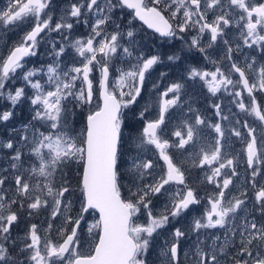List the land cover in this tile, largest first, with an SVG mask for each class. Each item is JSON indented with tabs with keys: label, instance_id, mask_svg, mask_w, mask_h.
<instances>
[{
	"label": "snow or ice",
	"instance_id": "snow-or-ice-1",
	"mask_svg": "<svg viewBox=\"0 0 264 264\" xmlns=\"http://www.w3.org/2000/svg\"><path fill=\"white\" fill-rule=\"evenodd\" d=\"M52 3L10 0L0 11V28L24 32L19 42L0 55V98L11 105L0 111V122L10 121L12 109L24 100L32 112L17 131L18 143L30 154L28 167H23L24 152L12 140L2 145L13 150L10 167L16 171L10 184L9 175L0 174V264H149L153 240L164 230L171 238L164 242L161 264H229V257L230 264H264V96L257 99V94H264V64H258L255 56L246 57L243 64L233 59L244 48L264 54V0H74L58 21L51 15ZM117 8L131 9L133 19L158 34L162 47L173 40L183 41L184 34L195 31L186 41L188 49L214 65L217 61L210 58L208 49L222 47L228 74L220 66L213 71L191 66L188 78L204 81L213 95L231 89L236 107L254 122L237 120L239 127L225 129L197 113L191 123L184 120L169 133L166 116L178 105L183 88L174 82L161 94L154 116L145 104L138 119L126 123L123 110L137 116L132 106L143 98L146 77L165 61H180L181 55L160 50L145 54L131 21L125 30L117 22L119 17L114 18ZM79 23L88 26V34L70 40L74 24ZM24 24L29 25L27 30L22 28ZM233 27L239 29V41L231 38ZM46 30L60 33L67 45H52L51 63L26 67V58L37 55L38 37ZM68 47L79 58L74 57L70 66L61 59ZM120 60L127 61V68L110 71L114 61ZM96 70L98 81L93 79ZM21 78L24 86L9 90L11 81ZM97 83L102 103L89 109L83 129L77 131L75 109L93 104ZM26 89L32 90L30 95ZM213 108L221 116L220 105ZM137 125L136 155L129 168L131 186L122 195L121 161L125 145L132 139L125 138L124 129ZM204 128L216 134L211 142L202 135ZM226 131L243 143L241 154L229 151ZM148 146L164 162L158 176H153V161L144 158ZM172 149H191L192 166L207 169L204 180L215 187L211 195L202 198L189 185L186 170L174 161ZM239 155L246 165V188L234 195ZM72 165L82 168L81 195L75 203L66 171ZM146 177H152V182H146ZM160 196L167 203L154 213L153 198ZM202 199L204 214L186 229L175 227L173 221ZM42 210L47 213L46 226L30 223L23 237L17 238L14 232L20 223ZM93 213L99 218L87 228L95 235L90 251L84 253L81 223H86V214ZM142 214L145 222L136 223ZM210 229L224 231L216 235L207 231ZM190 233L196 238L186 252L183 245Z\"/></svg>",
	"mask_w": 264,
	"mask_h": 264
},
{
	"label": "rangeland",
	"instance_id": "rangeland-1",
	"mask_svg": "<svg viewBox=\"0 0 264 264\" xmlns=\"http://www.w3.org/2000/svg\"><path fill=\"white\" fill-rule=\"evenodd\" d=\"M74 2V0H53L52 3V12L54 21H58L59 18L63 15L64 10L69 6L70 3ZM150 2V0H146V3ZM10 3V0H0V11L5 10ZM118 16V23L122 25V27L126 30L129 26V21L134 26V30L137 33V43L140 46V49L144 51L145 54L150 52L155 53L157 50L160 51H177L181 55V60L176 61L177 66L174 68L171 73V79L168 77H164L161 73L165 72V65H158L155 70L152 71L151 75L146 77L145 81V90L142 92V99L138 101L137 105H133V109L136 110L137 116L133 117L132 112L129 109H124L123 111L127 115L126 123L132 122L134 123L136 119H138L139 111L147 104L149 106L150 111L153 116L155 115L158 107V103L161 99V94L174 82H179L183 84V88L180 93V101L176 107H173L171 111L166 116V125H172L175 122L177 126H180L184 120H188L190 123L195 114H199L201 118H204L208 123H221L225 129L231 128L233 126L239 127L236 124L237 120L247 119L249 122H254V118L251 116H247L245 113L240 112V110L236 107L234 103L233 96L230 95L231 89L228 92L221 90L220 92L213 95L209 90L207 85L202 80H191L188 78L187 69L191 66L202 68L203 70L213 71L216 66H220L222 71H225L228 74V61L223 59L224 52L222 47H214L208 49L210 53V58L212 60H216L217 64L214 65L209 63L208 60L204 59V57L196 52L194 49L189 50L187 47L186 41H190L191 37L195 35V31L184 34V40H173L170 44L163 45L159 36L155 33L147 30L137 19H133L132 11L129 9H120L117 8L114 13V18ZM24 30L29 28L28 24L22 25ZM111 31V29H109ZM89 32L88 26L83 23L74 24V28L69 36L70 40H75L76 38L86 36ZM24 32L19 28H10L4 29L0 28V55H3L6 51V48L12 47L14 44L19 42ZM231 38L233 41H239V29L233 27L231 33ZM207 40V35H205V41ZM55 44L59 47L61 44L67 45V42L63 40L60 33L52 32L46 30L45 33H41V36L38 37V47H37V55L33 57L26 58L29 63L26 65L28 68L40 67L41 65H46L51 63L53 60V48L52 45ZM127 46V45H125ZM235 46V45H233ZM183 48V51L180 52V49ZM264 55L259 51L253 52L251 49L244 48L240 53L234 54L233 59H237L238 63L243 64L244 60L248 56H255L258 64H264V59H261V56ZM75 57L74 50L70 47L67 48L66 55L62 57L63 65L70 66L73 62V58ZM79 59L78 57H75ZM165 63H169V61H165ZM62 65V66H63ZM117 68H127V61L120 60L114 61L113 67L110 71H115ZM157 73V77H156ZM236 78L235 75L232 77ZM93 79L98 81L99 72L98 70L93 72ZM188 81V82H187ZM79 84V82H77ZM155 85V87H153ZM23 80L16 79L11 81L9 85V90L14 88L23 87ZM31 89H26V92L30 95ZM171 93L169 97H171ZM264 94H257V99H262ZM247 103V100L245 101ZM214 104H219L221 109V116L215 115V108H213ZM99 105L98 98V83L94 88V98L93 104L89 106H85L84 108L77 107L75 109V115L73 117V126L77 131L83 129L84 126V116L88 113L89 109L93 110ZM11 108L10 102L7 100H3L0 98V111L9 110ZM191 109V110H190ZM14 112L13 118L8 122H0V174H8L9 175V184L12 180V175L15 173V169L10 167V158L14 155L13 150L2 147V145L9 140H12L14 146L17 148H21L24 152V156L22 158L23 167L26 169L31 162L29 160V152L28 149L25 148L22 144L18 143L20 140V136L17 135V131H19L24 124H26L31 115V105L27 100L22 101L18 104L15 109H12ZM222 116H227V120H223ZM137 128H125L124 136L125 138L131 137L125 145V154L121 161V191L122 195H127V189L131 186L130 184V174L129 168L131 167L132 157L136 155L134 137L137 134ZM203 128V126H201ZM202 135L206 138L207 142H211L213 137L216 135L211 128H204ZM227 142L229 144V151L232 154L237 155L241 154L242 149L244 147L243 143L234 136H229L228 132L225 133ZM175 137H173V140ZM203 142V141H202ZM199 146L197 147L198 151ZM174 161L178 162L182 165V167L186 170L185 175L186 179L191 187H193L199 193V196L202 198H206L211 195L215 191L214 185L207 184L204 180V173L207 169H200L192 166V156L191 149L188 151L185 150H170ZM144 158L151 159L154 164L153 168V176H158L162 174V169L164 168L163 160L159 159L158 154L154 148L148 146V148L144 151ZM35 159L34 157L32 158ZM240 164L238 167L239 176L233 178V184L235 186L233 190L234 195H239V193L245 190V168L246 165L243 163V156L239 155ZM77 165H72L70 168L72 170L75 169ZM7 170V172H5ZM250 171V170H249ZM259 180V177L257 178ZM146 182L151 183L152 177H146ZM72 184V183H71ZM7 186V185H6ZM175 187V186H173ZM182 187V186H181ZM249 196H252V192L249 190ZM79 190L73 186V196L72 199L74 203L79 199ZM167 203V198L164 196L154 197L153 204L155 205L153 212L160 210L162 205ZM78 206V205H77ZM206 205L204 200L202 199L201 203L198 205H193L190 209L185 212L180 218L176 221H173L175 227H180L183 229L188 228L195 219H199L205 212ZM46 216L47 213L45 211H41L38 215L33 216L31 218H25L24 222L20 223L19 227L14 232V235L17 238H22L24 231L28 224L37 223L41 228L46 226ZM86 223H81V236H82V251L84 253H88L90 251L89 243H91V238L95 233L89 234L87 228L89 225L94 224L98 220V214L93 213L91 215H85ZM145 216L142 214L136 219V223H144ZM171 227V226H170ZM209 233H214L216 235H220L224 230L222 229H210L207 230ZM170 233L168 230H164L161 232L159 236H156L153 240V247L149 250V256L147 259L149 260V264H161L159 257L161 256L162 250L164 248V242L169 240ZM195 234H189V238L185 241L183 247L187 252L192 247L193 242L195 241ZM87 241V243H84ZM210 242V240H209ZM183 259V257H182ZM231 257H229L230 264Z\"/></svg>",
	"mask_w": 264,
	"mask_h": 264
},
{
	"label": "trees",
	"instance_id": "trees-1",
	"mask_svg": "<svg viewBox=\"0 0 264 264\" xmlns=\"http://www.w3.org/2000/svg\"><path fill=\"white\" fill-rule=\"evenodd\" d=\"M84 119V118H83ZM84 127V126H83ZM81 167L77 165L74 170L71 168L66 169L68 172L69 179L71 180L72 183V188L73 186L79 190V182H80V172H81ZM81 195L80 190H79V196Z\"/></svg>",
	"mask_w": 264,
	"mask_h": 264
},
{
	"label": "flooded vegetation",
	"instance_id": "flooded-vegetation-1",
	"mask_svg": "<svg viewBox=\"0 0 264 264\" xmlns=\"http://www.w3.org/2000/svg\"><path fill=\"white\" fill-rule=\"evenodd\" d=\"M164 65H165V68H164L165 72L164 73H166V75H163V76L168 77L170 80L171 79V73L173 72L174 68L177 66V63L176 62L175 63L169 62V63H164ZM157 76L158 75L156 73V77ZM171 109H170V111H171ZM177 127H178L177 123L175 122V119H174V123L172 125L167 126L166 131L170 133L171 131L175 130ZM172 139H173V137H172Z\"/></svg>",
	"mask_w": 264,
	"mask_h": 264
},
{
	"label": "water",
	"instance_id": "water-1",
	"mask_svg": "<svg viewBox=\"0 0 264 264\" xmlns=\"http://www.w3.org/2000/svg\"><path fill=\"white\" fill-rule=\"evenodd\" d=\"M129 10H131V9H129ZM132 11V10H131ZM138 20V19H137ZM138 22H140L142 25H144L143 24V22L142 21H139L138 20ZM146 28H147V25H144ZM147 29H149V28H147ZM150 31H153L152 29H149ZM98 98H99V104H101L102 103V100L100 99V96H99V91H98ZM96 108H94L93 110H95ZM88 114V113H87ZM87 114L85 115V123H86V116H87ZM82 171V170H81ZM98 214V213H97ZM98 218H99V214H98Z\"/></svg>",
	"mask_w": 264,
	"mask_h": 264
}]
</instances>
